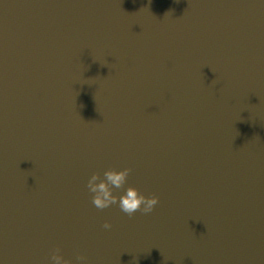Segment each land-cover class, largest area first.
<instances>
[{
  "label": "water",
  "instance_id": "95a60500",
  "mask_svg": "<svg viewBox=\"0 0 264 264\" xmlns=\"http://www.w3.org/2000/svg\"><path fill=\"white\" fill-rule=\"evenodd\" d=\"M111 167L151 213L93 204ZM57 248L264 264V0H0V264Z\"/></svg>",
  "mask_w": 264,
  "mask_h": 264
},
{
  "label": "clouds",
  "instance_id": "9594fccd",
  "mask_svg": "<svg viewBox=\"0 0 264 264\" xmlns=\"http://www.w3.org/2000/svg\"><path fill=\"white\" fill-rule=\"evenodd\" d=\"M131 168H115L111 167L103 172H94L87 181V188L93 194L92 202L99 209H106L113 204H118L122 212L126 213L129 217L134 216L137 211L143 213H151L159 202V196L152 194L146 195L135 186L129 185L127 188L116 193V189H123ZM111 223L105 221L104 228L110 229ZM78 261H84L86 258L83 255L78 256ZM54 264H72L68 259L57 250L52 255Z\"/></svg>",
  "mask_w": 264,
  "mask_h": 264
}]
</instances>
